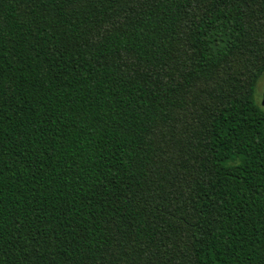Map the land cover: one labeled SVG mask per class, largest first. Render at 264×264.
Wrapping results in <instances>:
<instances>
[{
	"label": "trees",
	"instance_id": "1",
	"mask_svg": "<svg viewBox=\"0 0 264 264\" xmlns=\"http://www.w3.org/2000/svg\"><path fill=\"white\" fill-rule=\"evenodd\" d=\"M264 0H0V264H264Z\"/></svg>",
	"mask_w": 264,
	"mask_h": 264
},
{
	"label": "rangeland",
	"instance_id": "2",
	"mask_svg": "<svg viewBox=\"0 0 264 264\" xmlns=\"http://www.w3.org/2000/svg\"><path fill=\"white\" fill-rule=\"evenodd\" d=\"M264 93V74L260 78L258 85H257V98L258 100H262V95Z\"/></svg>",
	"mask_w": 264,
	"mask_h": 264
},
{
	"label": "water",
	"instance_id": "3",
	"mask_svg": "<svg viewBox=\"0 0 264 264\" xmlns=\"http://www.w3.org/2000/svg\"><path fill=\"white\" fill-rule=\"evenodd\" d=\"M261 103H262V105L264 106V93H263V95H262Z\"/></svg>",
	"mask_w": 264,
	"mask_h": 264
}]
</instances>
